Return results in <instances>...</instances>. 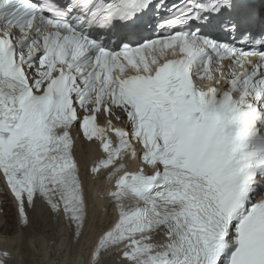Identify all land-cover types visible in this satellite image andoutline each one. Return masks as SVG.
<instances>
[{
	"label": "snow or ice",
	"instance_id": "snow-or-ice-1",
	"mask_svg": "<svg viewBox=\"0 0 264 264\" xmlns=\"http://www.w3.org/2000/svg\"><path fill=\"white\" fill-rule=\"evenodd\" d=\"M259 2L0 0V181L21 230L39 201L83 237L75 130L99 144L114 214L88 264H264Z\"/></svg>",
	"mask_w": 264,
	"mask_h": 264
},
{
	"label": "bare ground",
	"instance_id": "bare-ground-1",
	"mask_svg": "<svg viewBox=\"0 0 264 264\" xmlns=\"http://www.w3.org/2000/svg\"><path fill=\"white\" fill-rule=\"evenodd\" d=\"M82 150L93 154L95 149L88 144H81L76 148L77 160L84 171L87 167V160ZM88 203L90 206L88 226L85 228L80 242L74 244L71 233L63 238L61 237L57 223L52 221L40 205H37L35 212L29 213L30 227L21 230L10 195L3 187L2 181H0V223L5 221L13 225L10 230L4 232H2L3 229H0V248L8 249L11 252L14 256L11 261L12 264H78L80 259H76V255H87V247L95 234L105 228L111 220L109 206L104 205L102 202H96L91 197L89 199V196ZM4 208H9V214H7L9 218L7 219L2 214ZM22 231L23 238H21ZM2 234H7L9 238L2 241ZM114 263L118 264L116 257L107 260L105 264Z\"/></svg>",
	"mask_w": 264,
	"mask_h": 264
},
{
	"label": "rangeland",
	"instance_id": "rangeland-1",
	"mask_svg": "<svg viewBox=\"0 0 264 264\" xmlns=\"http://www.w3.org/2000/svg\"><path fill=\"white\" fill-rule=\"evenodd\" d=\"M9 208H4V211L2 210V214L4 215V218H9L7 214H9L8 211ZM6 224V225H5ZM11 226L13 227V225L8 224V222L2 221L0 223V229H3L2 232L6 231V230H10ZM8 237L7 234H2L1 235V240L4 241L6 240Z\"/></svg>",
	"mask_w": 264,
	"mask_h": 264
}]
</instances>
